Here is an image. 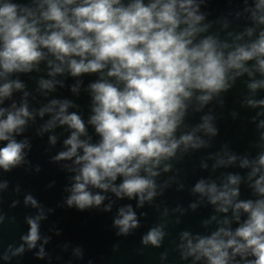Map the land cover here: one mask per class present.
Here are the masks:
<instances>
[{
  "label": "clouds",
  "instance_id": "obj_1",
  "mask_svg": "<svg viewBox=\"0 0 264 264\" xmlns=\"http://www.w3.org/2000/svg\"><path fill=\"white\" fill-rule=\"evenodd\" d=\"M44 3L47 10L42 12V18L52 22L44 34L31 10L15 3H0V40L3 41L0 67L4 72L30 70L34 62L43 59L44 54L39 50L42 47L61 63L66 61L73 76L102 72L110 65L107 75L124 85L121 89L101 80L90 86L95 106L89 122L101 137L98 144L80 140L79 136L85 133L81 117L76 113L65 115L67 102L60 107L57 119L75 131L65 141L69 150L55 159L76 156V163L82 165L67 200L69 207L75 205L80 211L99 206L104 200L100 194L93 195L89 185L107 191L118 176L123 181L118 187H111L118 197L138 196L141 203L145 198L150 200L155 195V184L142 176L141 171L149 177L155 176L158 173L153 168L162 159L175 155L180 144L199 146L191 134L175 139L186 109L185 101L194 92H200L198 99L207 102L212 94L226 90L229 71H248L244 67L247 61L256 60L258 70L264 74V59H260L264 57V32L256 42L238 46L227 56L211 37L194 43L196 34L202 31L196 25L203 17L196 15L192 0H150L147 4L143 0H131L127 5L121 0H44ZM262 6L264 0L257 5ZM261 22L264 23V17ZM182 24L186 27L181 28ZM62 71L55 68V72ZM259 86L251 85L254 90ZM12 87L13 84L5 83L0 87V96L10 95ZM15 87L22 85L17 82ZM259 103L264 104V100ZM4 116L5 110L0 109V117ZM28 116L25 106L0 119V141H7L0 147V168L5 171L23 159L24 144L11 139V134L25 124L23 117ZM203 127L213 131L207 122ZM78 149H83V155L77 156ZM259 164L264 166V155L259 158ZM229 179L230 183H237V178ZM261 185L264 176L255 185L264 195ZM195 191H207L213 204L218 201L229 204L230 196L238 195L235 189L217 194L215 184L206 189L203 182L196 185ZM27 201L35 205L31 197ZM235 208L249 214L244 224L234 234L220 229L211 237L199 238L194 246L189 241V254L199 253L197 259L206 257L209 264H227L229 248L233 249V255L250 250L255 259L249 264H264V200L240 202ZM120 217L114 224L121 234L138 226L130 206L127 211L120 210ZM28 224L29 233L23 239L31 248L39 239L38 225L31 219ZM222 234L230 238L225 241L220 238ZM162 235L159 229H152L143 237V243L158 246Z\"/></svg>",
  "mask_w": 264,
  "mask_h": 264
}]
</instances>
